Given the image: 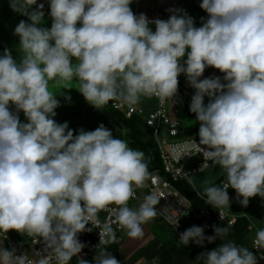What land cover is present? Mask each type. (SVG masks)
I'll use <instances>...</instances> for the list:
<instances>
[{
	"label": "clouds",
	"instance_id": "1",
	"mask_svg": "<svg viewBox=\"0 0 264 264\" xmlns=\"http://www.w3.org/2000/svg\"><path fill=\"white\" fill-rule=\"evenodd\" d=\"M48 3L50 28L43 26V3L10 0L11 9L27 21L14 29L22 55L14 58L8 48L0 55L4 237L15 230L42 239L45 254L39 253L35 264H52L53 259L55 264H70L73 257L78 264H89L79 258L85 245L78 234L100 211L117 206L112 210L131 238L143 237V226L158 215L160 199L154 192L138 208L128 206L133 190L147 191L145 182L156 176L149 172L145 154L103 124L74 135L68 122L57 123L60 101L49 91L50 81L65 87L78 81V91L100 110L112 101L115 107L134 106L142 96L173 104L183 74L195 90L190 111L200 125L197 145L213 167L227 174L223 186L203 189L207 202L229 207V189L243 207L252 197L264 199V0H202L207 19L201 18L200 27L182 10H172L167 20L137 16L130 7L133 0ZM207 68L219 70L223 78L202 79ZM20 112L27 122H21ZM213 227L214 235L206 237L202 227L193 226L179 241L203 247L205 240L212 243L227 232L226 227ZM103 236L116 239L110 225H105ZM255 245L264 247V229L257 232ZM5 247H0V264H33L26 253L16 256ZM196 261L257 264L253 251L231 241L202 252ZM93 264L120 262L105 251Z\"/></svg>",
	"mask_w": 264,
	"mask_h": 264
},
{
	"label": "crops",
	"instance_id": "2",
	"mask_svg": "<svg viewBox=\"0 0 264 264\" xmlns=\"http://www.w3.org/2000/svg\"><path fill=\"white\" fill-rule=\"evenodd\" d=\"M202 3V0H133V3L130 5L132 11L135 15L139 16L140 14H145L147 18L150 21H154L156 19H163L167 20L169 16L172 14V10H182L187 12L188 15L193 17L195 26L200 27L202 24L201 18L207 19V13L200 8V4ZM33 8H35L33 6ZM50 9V7H49ZM50 13V11H49ZM44 16V24L43 26L50 28L52 24V19L49 15ZM21 20L27 21V17L22 16L16 12H14L10 7V0H1V7H0V55H3V52L5 48H8L11 50L14 58H19V55H22V51L19 49V37L14 34L15 27L19 24ZM153 31H155V25H152ZM186 59V57H185ZM223 73L219 72V70L214 68H207L203 74V78L207 77H214L219 76L221 79L223 78ZM178 87L181 88L183 92V97L180 99H185L186 96H188L187 100H183L182 102V110H184L185 115L187 118L192 119L194 122L191 127V129L194 131L192 134H187L185 136H194L197 133H199L198 127L199 122L196 120V115L190 111V104H191V98L195 93V90L188 84L186 77L181 74L178 77ZM69 84V83H67ZM78 81L73 80L71 81L72 86H76ZM60 87L62 91H60ZM73 88H79V86L73 87ZM49 91L53 93L54 95L57 94L56 98L60 101V106L55 110L56 116L55 120L62 119V123L68 122L69 128L74 127L76 124L72 120H69V116H74L76 114L77 108H72L69 105H72V100L70 96V100H66L64 98L65 95L69 96V92L66 91V87L64 83L56 84L55 81L49 82ZM78 91V90H77ZM59 93H63L64 95H60ZM64 99L63 106L61 103V99ZM172 104L169 101V112L174 115L175 117L179 116V110L178 108L180 104L176 102ZM208 102V98H205V103ZM86 107L85 110H83L82 114H85L84 117H86V114L92 115L93 112V120L90 122L91 125H96L94 118L102 121L103 115L106 118V128L110 129L112 131V125H111V118L108 110L103 106L100 110L96 109L94 106H92L89 102H85ZM139 104L143 107L145 112L155 110L157 108V102L153 96L151 97H141ZM12 110L14 111V108L12 107ZM97 111L99 113L97 114ZM104 112V113H103ZM21 122H27L26 118L23 114V112L19 113ZM179 121V120H178ZM180 122V121H179ZM181 123V122H180ZM84 124V123H83ZM182 125V124H181ZM100 126V125H99ZM112 126V127H110ZM98 126L96 125V128ZM78 128H81L79 125ZM181 128H187L184 126H181ZM85 130V129H84ZM85 131H90V126L88 125V129ZM93 131V130H91ZM113 132V131H112ZM74 134H78V131L74 132ZM114 136V133H113ZM193 164V162H192ZM191 164V165H192ZM190 165V164H189ZM191 179V182L189 180ZM227 181V174L225 171H223L219 166L213 167L212 164L205 169L204 171L192 175L186 182H188L189 186H191L196 193L199 192L203 194V189L208 186H214L218 181ZM141 194H145L144 192L140 191L138 192V201L132 202L133 205H130L131 208H138V206L143 202L144 198H141ZM146 195V194H145ZM253 198V197H252ZM249 199V204L247 207H243L239 203V199L237 197V193L232 189V192L229 193V207L225 206L223 208H218L213 205L201 207L199 205L191 207V217L192 224L191 226H200L204 229V233L207 236H211L208 234V229L212 228L213 222L215 219H217V213L220 209H223L228 213L230 216H234L237 219L245 218L248 221V233L243 232V236L237 235L233 229L224 224L221 227H226L227 232L226 234L218 239L219 244L225 243L223 241L228 240L230 241L233 239L235 243L241 242L243 245L246 244V247H250V251L252 250L251 246V240L252 237L250 235L251 232H255L257 230H262L264 228V223H257L255 222L256 217L260 219L264 216V208L261 210V213L259 210H256L255 206L258 208H261V206L264 204L262 202L263 199L260 201L254 202L253 199ZM187 199V198H186ZM242 199V198H240ZM188 200V199H187ZM256 200V197H255ZM189 201V200H188ZM190 202V201H189ZM191 203V202H190ZM208 203V202H207ZM192 206V203H191ZM257 213V214H256ZM256 214V216L254 215ZM264 221V220H263ZM157 221L151 220L146 225H144V236L141 238H131L127 235V230L122 232L117 240H111V242L103 247L101 250L97 251L93 259H87L89 264H93L94 259L96 255H100L101 253L107 251L111 253L119 262L120 264H149V262L154 259L157 260L160 264H195L184 260V249H179L178 244L180 243L183 245L180 241L177 235L173 232V228H170V231L166 233L165 235L160 231V227H158ZM192 226V227H193ZM170 227V226H169ZM214 235V232H212ZM26 236V234H25ZM168 242L167 244L164 241ZM27 238V237H26ZM28 240V239H27ZM29 243V242H28ZM190 243L189 245H191ZM188 245V246H189ZM237 245V244H236ZM185 246V245H183ZM219 246V245H218ZM0 247H3L6 249L5 244L3 241H0ZM27 247V246H26ZM30 247V246H29ZM28 247V248H29ZM188 248V247H187ZM208 251H211V249H207ZM178 252H182L183 255H180ZM192 253V251H189ZM199 254V253H198ZM255 255V253L253 252ZM180 255V256H179ZM256 256V255H255ZM257 259V257H256ZM70 264H78L77 260L73 257V259L70 261ZM197 264H202V261H198ZM257 264H263L259 262L257 259Z\"/></svg>",
	"mask_w": 264,
	"mask_h": 264
},
{
	"label": "built area",
	"instance_id": "3",
	"mask_svg": "<svg viewBox=\"0 0 264 264\" xmlns=\"http://www.w3.org/2000/svg\"><path fill=\"white\" fill-rule=\"evenodd\" d=\"M44 4V16L48 14L49 3L48 0H38V4ZM36 7V6H34ZM157 101V108L147 113L143 108L137 104L134 106L121 105L119 107L113 106L116 102H112V106L120 111H124L127 117L136 115L141 117L148 127L153 129V134L160 151L163 171L165 175L169 178H164L159 172H156V176H152L151 180L145 182L147 188V195L153 192L157 194L160 199L158 215L172 226H176L183 217L187 219L189 225L192 224V217L190 215V209L188 205L190 203L188 200L176 189L174 183L182 180H188L190 176L200 173L204 169L208 168L212 162L203 156L200 151L199 135L198 133L194 136H182L181 133V123L173 119L170 115L169 109L167 108L168 100H162L159 97L153 96ZM183 97V92L180 87H178V93L175 99ZM122 111V112H123ZM193 162V164H192ZM190 164V165H189ZM192 164V165H191ZM227 181H222L221 186L226 184ZM117 206L110 205L108 208L100 211L94 222H90V225H86L83 232L78 234L79 240L85 245L79 254L81 259H89L94 257L95 253L101 248L107 246L111 240L103 236V231L105 225H110L115 233L117 240L122 231L126 230L121 228L116 217L117 213L112 209ZM187 216V218H186ZM178 220V221H177ZM217 220L228 226H233L237 218L230 216L226 211L220 209L217 213ZM92 228L88 231V228ZM178 227V226H177ZM178 238L180 234L185 231L184 228L179 227ZM252 241V250L264 263V247H257L255 245V240L257 238V232ZM29 241V248L33 255H29L28 252L22 248L16 241H14L9 235L0 233V238H3L7 249L9 251L15 250L16 256L28 255V258L33 261V264L38 260L39 253H44V243L42 239H34L26 234ZM108 240L107 243L104 241ZM76 258V257H74ZM77 259V258H76ZM52 264H55V259H53ZM149 264H160L157 260H151Z\"/></svg>",
	"mask_w": 264,
	"mask_h": 264
},
{
	"label": "rangeland",
	"instance_id": "4",
	"mask_svg": "<svg viewBox=\"0 0 264 264\" xmlns=\"http://www.w3.org/2000/svg\"><path fill=\"white\" fill-rule=\"evenodd\" d=\"M0 7H1V0H0ZM69 84H67V89H66V91L67 92H69V96H71V100L73 101L72 102V105H69L70 107H72V108H77V111H76V114L73 116H69L68 117V119L69 120H72L73 122H75V126L74 127H72V128H70V129H72L73 130V134H74V132H76V131H78L79 129H81V128H83V129H85V130H87L88 129V125L90 126V131L91 130H95L96 129V125L99 127V125H101V124H103L105 127H106V118L104 117V115H103V120L102 121H100V120H98V119H96V118H94V120H95V122H93V123H96V125H91L90 124V122H92L93 120H91L92 118H93V112H92V115H89V114H86V117H84V115L85 114H82V112H83V110H85L86 109V107L88 106V103H86L87 105H85V102H87L86 100H85V98H84V96L79 92V91H77L78 90V88H73V87H76V86H79V84H77L76 86H72L71 85V82H68ZM60 91H62V89H61V87H60ZM188 99V96H186L185 97V99H183V100H187ZM156 100V99H155ZM183 100L182 99H180V100H177L176 102L178 103V105L180 104V106H181V108L179 107L178 108V110H179V116H177V117H175L174 115H172L171 113H170V115H171V117L173 118V119H176V120H179L180 122H181V124H182V126H184V127H190V126H192V125H194L193 124V120L192 119H189V118H187V116L185 115V112H184V110H182V102H183ZM63 102H64V99L62 98L61 99V103H62V106H63ZM157 102V101H156ZM138 106H140L141 108H143L139 103L137 104ZM168 105H169V102H168V104H167V108H168ZM10 107H12V106H10ZM14 108V107H13ZM169 109V108H168ZM123 111V110H122ZM124 112V111H123ZM99 113V111H97V114ZM104 113V112H103ZM125 113V112H124ZM62 119H57L56 120V122L57 123H61L62 124ZM84 123V124H83ZM80 126L81 128H78V130H77V126ZM110 127H112V126H110ZM110 130V129H109ZM112 131H113V133H114V137H118V138H120V139H123V140H125L127 143H128V145H129V147H131L132 149H134V150H136L133 146H131L132 144H130V142H129V140H128V138H127V136H126V133H128L127 132V130L126 129H123V128H120V127H117V126H113L112 127ZM192 134V133H191ZM75 135V134H74ZM207 169V168H206ZM205 170V169H204ZM203 170V171H204ZM155 172H157V171H155ZM202 172V171H201ZM191 177V176H190ZM186 181V180H185ZM140 191H142V192H144L146 195H147V191L145 190H136V191H134L133 190V197L128 201V206L131 208V206L130 205H133V203L132 202H137L138 200H137V197H138V192H140ZM235 191V190H234ZM145 194H141L142 196H141V198H144L146 195ZM200 198H202V196L201 195H198ZM255 197H256V200H255ZM255 197H253L252 199H253V201L254 202H258V201H260L262 198L260 197V196H255ZM203 199V198H202ZM205 200V199H204ZM189 202V201H188ZM262 202L264 203V199L262 200ZM190 203V202H189ZM250 203V202H249ZM211 206V205H210ZM209 206V207H210ZM192 206H191V203H190V205H188V208L190 209ZM157 208H159V205H157ZM255 208H256V210H259L260 211V213H261V210L264 208V204L261 206V208H258L257 206H255ZM190 211H191V209H190ZM257 214V213H256ZM256 214H254L255 216H256ZM186 218H187V216H186ZM154 221H157L156 223H158V227H160V226H162V227H160V231L165 235L166 233H168L169 231H170V227H169V225L166 223V221L165 220H163L162 218H161V216H159V215H157L156 217H155V219H153ZM184 220H186L185 222L184 221H180L179 220V222L177 223V224H175L176 226H174V228L172 229L173 230V232L176 234V235H178V230H177V228L179 227V229H181V227L182 228H185V230H187V229H189V228H191L190 226H189V224L187 223V219H185V217H184ZM264 216L263 217H261L260 219H258V217H256V219H255V222H257V223H264ZM178 221V220H177ZM178 226V227H177ZM264 229V228H263ZM7 235H9V236H11L13 239H15L16 241H18L19 242V244L28 252V254L29 255H33L32 254V252H31V248H28L29 247V243H28V238H26V236H25V234H21V233H18V232H16L15 230H10L8 233H6ZM208 234L209 235H213L212 234V232H208ZM250 235L253 237H255V235H256V233L255 232H251L250 233ZM206 236V235H205ZM208 236V235H207ZM206 236V237H207ZM254 237L252 238V240L251 241H253V239H254ZM165 238L166 237H164V241H165ZM218 240V239H217ZM217 240H215L214 242H212V243H208V241L207 240H205V242H204V246L203 247H201V246H199L200 248H198V252H199V254L198 253H196L195 251H194V249H191V245H196V244H194V243H192L191 245H189V246H184L185 247V249L187 248V247H189L191 250H186V252H184V260L185 261H188V262H191V263H195V264H197L198 263V261H196V259H197V257L202 253V252H208V250L207 249H213L210 245H212L213 244V246L216 248L218 245H219V241H217ZM231 242H234L235 243V241L233 240V239H231L230 240ZM223 242H229L228 240H225V241H223ZM165 243L167 244L168 242H166L165 241ZM221 243H222V241H221ZM235 244H237V246H242V247H246V244L245 245H243V243H241V242H236ZM184 245V244H183ZM27 246V247H26ZM251 246H252V242H251ZM210 247V248H209ZM252 248V247H251ZM102 249V248H101ZM100 249V250H101ZM248 249H250V247L248 246ZM99 251V250H98ZM189 251H192V253L191 252H189ZM180 255H183V253L182 252H178ZM255 253V252H254ZM96 254V253H95ZM179 255V256H180ZM255 255H256V257H257V259H258V256H257V254L255 253ZM95 256V255H94ZM94 257H92V258H89V259H93ZM76 259V258H75ZM77 260V263H78V259H76ZM85 260H87V259H85ZM259 260V262H261V263H263L260 259H258ZM264 264V263H263Z\"/></svg>",
	"mask_w": 264,
	"mask_h": 264
},
{
	"label": "trees",
	"instance_id": "5",
	"mask_svg": "<svg viewBox=\"0 0 264 264\" xmlns=\"http://www.w3.org/2000/svg\"><path fill=\"white\" fill-rule=\"evenodd\" d=\"M112 102H109L107 105L104 106L110 114L111 125L127 130L128 133H126V136L130 144H132L131 146H133L136 150H141L145 154V159L148 165L149 172L157 171L164 178H168L167 175H165L163 171V163L160 157V152L157 148V144L154 140L153 129L150 127H147L143 119L140 118L139 116L132 115L131 117H127L124 112L115 109L112 106ZM199 127L197 130H199ZM193 132L194 131L191 129V127H187L184 129L181 128L180 137L193 133ZM221 182L219 180L216 184H214V186H221ZM174 186L180 193H182L192 203V207L197 206V205L201 207H205L207 205L209 206V203H207V197L204 196L203 194H200L203 199L200 198L197 195L196 191L191 186H189L188 182H186L185 180L174 183ZM231 192H232V189H229V193ZM181 221L185 222L186 220H184V217H183ZM166 223L170 226V228H173V226L169 222L166 221ZM212 224L213 226H220V227L224 225V223L219 222L217 219H215ZM213 226L212 228L208 229L209 230L208 232H214ZM248 226L249 224H248L247 219L240 218V219H237L236 223L231 228L237 235L243 236L242 235L243 232L244 233L249 232ZM178 246H179V249L181 248L184 249V246L181 245L180 243L178 244ZM210 246L213 249L215 248L213 244ZM198 248H200L198 245H191V249H194L195 252L197 251L196 253H199ZM191 249L188 247L185 249V251L191 250Z\"/></svg>",
	"mask_w": 264,
	"mask_h": 264
}]
</instances>
